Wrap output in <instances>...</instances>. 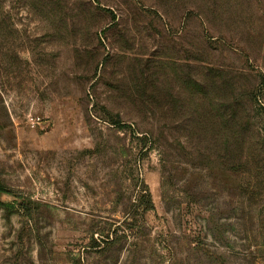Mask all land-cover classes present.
Wrapping results in <instances>:
<instances>
[{
	"label": "rangeland",
	"instance_id": "374dc122",
	"mask_svg": "<svg viewBox=\"0 0 264 264\" xmlns=\"http://www.w3.org/2000/svg\"><path fill=\"white\" fill-rule=\"evenodd\" d=\"M262 5L0 0V264H264Z\"/></svg>",
	"mask_w": 264,
	"mask_h": 264
},
{
	"label": "trees",
	"instance_id": "16d2710c",
	"mask_svg": "<svg viewBox=\"0 0 264 264\" xmlns=\"http://www.w3.org/2000/svg\"><path fill=\"white\" fill-rule=\"evenodd\" d=\"M250 1L252 2V5H257L256 7H260V4H263L262 7L264 6V0ZM240 2L243 3L244 0H240ZM213 13L214 10L209 9V14L213 15ZM251 17L261 20L264 17V13L257 11L252 13ZM200 82H204V80H201ZM204 83V85L196 83L192 88V94L198 91L197 87L206 88L209 84L208 80H206ZM206 90L209 91L206 94V102L203 100V103L200 102L199 104H197V108L200 106V108L205 111L202 114H198V116H196V111L194 110L195 104L201 99H197L193 105V113L191 117L193 133H197L198 136L206 135L207 138L215 139V141L217 136L222 135L224 137V143L225 141L229 143L230 139H234L239 142L240 139L242 144V131L246 127L250 126L249 120H247L243 116H239L242 115L241 112L244 109V107L242 106L243 104L235 100L230 105H223L222 109H220V112L222 111V113L214 114L215 111H219L210 102V99H208L213 92H211L212 89L210 88H207ZM143 140H146V137L144 139H141L140 141ZM241 147H243V144L241 145ZM0 191H2V189H0ZM140 194V198H142L149 204V207H147L146 209H152L153 205L151 201V195L148 191L147 185L143 184V189L140 191Z\"/></svg>",
	"mask_w": 264,
	"mask_h": 264
}]
</instances>
